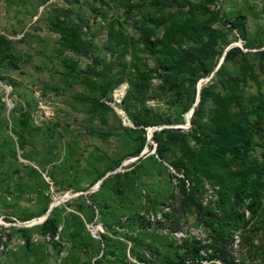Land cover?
<instances>
[{"label":"rangeland","instance_id":"1","mask_svg":"<svg viewBox=\"0 0 264 264\" xmlns=\"http://www.w3.org/2000/svg\"><path fill=\"white\" fill-rule=\"evenodd\" d=\"M0 30V264H264V0H0Z\"/></svg>","mask_w":264,"mask_h":264},{"label":"trees","instance_id":"2","mask_svg":"<svg viewBox=\"0 0 264 264\" xmlns=\"http://www.w3.org/2000/svg\"><path fill=\"white\" fill-rule=\"evenodd\" d=\"M8 40H6L5 38L0 37V61L7 58L8 54L6 52V44H7ZM242 143L243 146H248L249 144V138L247 137V129L244 128L243 126L240 125H236L230 128V130H226L223 131L222 133L217 134L216 136H212L210 137V142L205 144L206 150L204 147H202L200 150L202 153H205L206 151L208 152V154H210V149L212 148H216L215 149V153H213V156L217 158V154L219 153V151H223L226 149V147L231 146L233 148H236L237 143ZM236 153L239 154L240 150H236ZM193 169H201L199 167L200 163L198 162V160H196V162H194V164H192ZM195 175V173H193ZM193 175V176H194ZM192 182V181H190ZM245 180L241 179L239 184L236 185V193L240 192L243 188V184H244ZM197 194V192H194L193 190L190 191V193L188 194V197L190 199V203L194 206L195 205V198L194 196ZM221 199H223V197L221 196ZM237 200V198H236ZM47 224H53V220L51 218H46L43 223H41L43 229L45 230V226H47ZM50 233L49 231H42L41 233ZM55 233V232H54ZM52 233V234H54ZM193 263V262H192Z\"/></svg>","mask_w":264,"mask_h":264},{"label":"built area","instance_id":"3","mask_svg":"<svg viewBox=\"0 0 264 264\" xmlns=\"http://www.w3.org/2000/svg\"><path fill=\"white\" fill-rule=\"evenodd\" d=\"M0 37L5 38L8 41H17L23 37V33L21 31H17L14 33H8V32H5L4 30H0ZM59 233H60V229H58L54 234H50L47 232V233H40L39 235H32L29 238V242L37 243L39 240L45 243L54 242L59 239ZM6 238H7L6 236L2 237L3 240H6ZM17 243L20 245H25L26 240L20 239L18 240Z\"/></svg>","mask_w":264,"mask_h":264},{"label":"bare ground","instance_id":"4","mask_svg":"<svg viewBox=\"0 0 264 264\" xmlns=\"http://www.w3.org/2000/svg\"><path fill=\"white\" fill-rule=\"evenodd\" d=\"M187 117H189V116H187ZM98 183H99V182H98ZM98 183H97V185H96V188L98 187ZM61 200H62V198L57 199V201L54 202L53 204H51V206H52V207H55V205H56L58 202H60ZM43 217H45V214H44L43 216L37 218V219H33V220L29 221V222H26L24 225H25V226H29V225L39 224Z\"/></svg>","mask_w":264,"mask_h":264},{"label":"water","instance_id":"5","mask_svg":"<svg viewBox=\"0 0 264 264\" xmlns=\"http://www.w3.org/2000/svg\"><path fill=\"white\" fill-rule=\"evenodd\" d=\"M199 86V85H198ZM199 88V87H198ZM193 112V108L191 109L190 113ZM99 185V183H98ZM54 207L50 206L45 214V217L42 218V220L40 221V223H43V221L47 218L48 214L51 212V210L53 209Z\"/></svg>","mask_w":264,"mask_h":264}]
</instances>
